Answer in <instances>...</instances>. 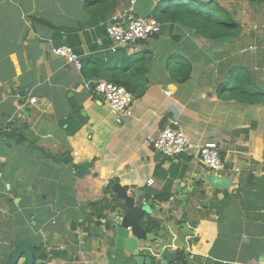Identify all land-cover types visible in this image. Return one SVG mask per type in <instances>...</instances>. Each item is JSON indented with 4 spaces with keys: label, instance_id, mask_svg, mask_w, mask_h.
<instances>
[{
    "label": "crops",
    "instance_id": "obj_1",
    "mask_svg": "<svg viewBox=\"0 0 264 264\" xmlns=\"http://www.w3.org/2000/svg\"><path fill=\"white\" fill-rule=\"evenodd\" d=\"M161 1L137 0L136 14L152 18ZM226 1L220 3L228 10ZM130 6V0H0V264L21 244L38 247L35 264H137L116 248L107 226L117 220L114 213L98 225L87 206L105 197L114 179L150 202L142 226L153 241L140 240L147 255L177 254L168 264H264V103L222 97L237 67L264 91V37L248 41L241 32L211 40L168 23L148 41L114 51L107 24ZM249 42L254 47L246 51ZM63 45L81 56L83 71L54 52ZM146 52L148 89L118 123L85 83L101 80L90 74L104 75L103 65L128 77L126 61ZM183 59L192 62L191 79L178 83L168 65ZM174 119L191 147L164 158L149 138ZM211 141L221 149L218 173L199 158ZM41 149L73 161H54ZM80 163L90 174L77 179ZM213 174L231 179L230 188H213ZM25 263L23 257L19 264Z\"/></svg>",
    "mask_w": 264,
    "mask_h": 264
},
{
    "label": "trees",
    "instance_id": "obj_2",
    "mask_svg": "<svg viewBox=\"0 0 264 264\" xmlns=\"http://www.w3.org/2000/svg\"><path fill=\"white\" fill-rule=\"evenodd\" d=\"M221 0H212L200 3L195 0H185L182 3L172 5V0H162L154 11L157 21L162 24H180L195 31L196 34L211 40H221L229 37L236 39L241 35V26L233 17V14L226 10L220 3ZM243 1L251 5L264 6V0H232ZM162 31V30H161ZM161 33V32H160ZM159 33V34H160ZM158 34V35H159ZM157 36V35H156ZM251 51V50H248ZM151 60V53H141L136 59L126 61L124 67L129 70V76L118 77L103 65L105 74H90L93 79H104L117 85L124 86L134 96V99L143 97L148 89L149 81L146 78L148 63ZM102 66V65H100ZM173 80L178 83H186L191 79L192 62L183 59L168 65ZM90 73V68L86 66ZM97 73V70H95ZM112 73V74H111ZM140 73H143L140 75ZM144 76V80H143ZM250 72L244 67H237L232 72L230 84L222 91V97L226 100H236L248 104L264 103V91L259 90L250 83ZM118 184L117 180H111L103 189L102 199L91 202L87 206L93 211L91 218H95L98 225L109 214L115 213L122 207V201L114 193L113 187ZM108 195H111L110 197ZM152 224L158 227L159 221L151 219ZM22 245V244H21ZM19 245V246H21ZM15 247L13 252L15 251ZM35 262L37 260L38 247H34Z\"/></svg>",
    "mask_w": 264,
    "mask_h": 264
},
{
    "label": "built area",
    "instance_id": "obj_3",
    "mask_svg": "<svg viewBox=\"0 0 264 264\" xmlns=\"http://www.w3.org/2000/svg\"><path fill=\"white\" fill-rule=\"evenodd\" d=\"M137 0H130V8L122 15L114 16L107 24V34L112 42V49L136 47L158 35L162 24L155 18H142L136 14ZM54 52L65 59L77 71L84 69L81 56L68 45H63ZM85 87L92 94L108 103L114 113L118 114V123L132 113L134 96L124 86L104 80L86 81ZM168 94V92H166ZM21 99V95H18ZM36 103V99H31ZM149 142L155 152L164 158H174L188 153L191 145L180 128L178 120H171L156 136L150 137ZM201 163L211 172L218 173L224 168L221 149L216 142H208L199 149ZM150 181L149 184H152Z\"/></svg>",
    "mask_w": 264,
    "mask_h": 264
},
{
    "label": "water",
    "instance_id": "obj_4",
    "mask_svg": "<svg viewBox=\"0 0 264 264\" xmlns=\"http://www.w3.org/2000/svg\"><path fill=\"white\" fill-rule=\"evenodd\" d=\"M42 152L50 159L57 162L72 163L71 157L62 160L47 154L44 149ZM90 174L89 166L86 163H80L76 166L75 177L82 179ZM208 181L213 188L229 189L232 180L222 175L213 174L208 177ZM114 193L122 201L120 207L115 213L116 221L107 223L109 229L115 234L116 248L132 255L137 264H168L171 259H176L177 254L171 252L164 253L161 258H155L147 255L144 249L140 247V240L153 241L152 235L146 233L142 226L144 217L147 214L146 207L150 206V202H139L135 196L129 195V188L116 184L113 187ZM25 257V264H35V256L32 247L29 244H22L15 249L8 264H19L21 259Z\"/></svg>",
    "mask_w": 264,
    "mask_h": 264
},
{
    "label": "rangeland",
    "instance_id": "obj_5",
    "mask_svg": "<svg viewBox=\"0 0 264 264\" xmlns=\"http://www.w3.org/2000/svg\"><path fill=\"white\" fill-rule=\"evenodd\" d=\"M224 4L226 8L235 16L236 20L241 23L242 36L245 40L249 41L251 39H255V35L264 37V11H259L251 4L243 1L229 0ZM250 43L251 42L245 46L246 51L254 47V45ZM260 46L263 48L264 43H261Z\"/></svg>",
    "mask_w": 264,
    "mask_h": 264
}]
</instances>
